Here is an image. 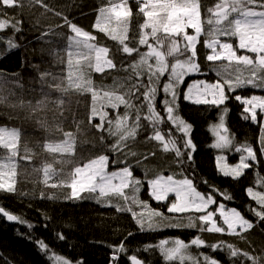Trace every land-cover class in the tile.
Returning <instances> with one entry per match:
<instances>
[{
	"label": "trees",
	"instance_id": "obj_1",
	"mask_svg": "<svg viewBox=\"0 0 264 264\" xmlns=\"http://www.w3.org/2000/svg\"><path fill=\"white\" fill-rule=\"evenodd\" d=\"M220 0H201L204 32L197 44L198 62L201 73L185 77V82L180 88L195 79L206 80L214 83L219 79L234 80L237 75L241 78H251V66H237L235 62L229 65L228 61L208 62L206 55L211 51L205 46V41L211 39L207 35L215 25H209L207 20L211 14L207 8H214ZM121 3V0H13L7 5L0 0V129H14L17 138L12 141L13 147L8 149L0 146V164L15 163L16 192L7 193L0 191V206L13 215H17L26 223L19 220L8 223L0 215V264H53L55 256H62L72 262L85 261V264H111V249L108 245L116 246L126 239L127 251L120 254L118 264H130L127 257L137 255L148 264H193V262L166 261L163 259L159 248L153 247L144 251L146 245H157L162 239L178 238L190 242L200 236L206 243L205 246H190L188 250L192 258L198 259L203 264L204 256H210L222 264H230L229 252L226 245L232 244L238 249L260 255L264 250V232L261 227L248 231L246 234L209 233L200 230L198 216L200 213L189 212L184 214L168 213L169 200L157 202L149 195L147 179L156 175H174L182 179L180 173L193 178L198 190L204 193L209 191L201 181L207 180L214 188L224 194L231 195L232 200H223L217 195L219 202H224L226 208L237 207L247 218L254 219L250 209L257 207L254 201L246 195L247 187L264 191V159L257 165L245 170V174L238 180L224 177L216 169L215 157L223 153L227 162H239L241 153L235 151L236 147L245 142H251L258 147L259 126L250 120L242 118V105L234 98L227 102L229 112L225 123L229 135L234 137V143L228 149H214L210 126L217 123L218 110L209 105H193L182 99L179 101L178 114L188 122L193 123L192 138L196 144L195 173L191 169L184 170L176 162L173 151L165 152L158 141H146L150 129L141 130L135 140L128 143L133 145L130 151L139 155L141 164L134 167L136 178L144 181L141 191L137 194L141 201L148 204L143 208L131 200L133 191L126 189L128 201L123 198L111 197L101 203L95 200H66L70 192L67 187H52L59 184L62 179L68 178V173L75 166L104 154L105 149L100 144L101 132L89 123L92 109L97 106L96 97L102 91L109 90L115 81L124 83L130 74L128 64L136 57H128L120 51L118 40H112L105 33L99 32L92 26L95 23L99 9L110 7L112 4ZM132 16L128 21L130 39H138L139 25L145 17L138 15L137 0H128ZM115 21V20H114ZM72 24L78 25L95 37L90 41L97 46L110 49L109 58L114 59L116 69L106 70L105 73H95V68L90 62H81L76 53V48L70 46V41L75 35L70 30ZM111 27L116 28L117 22L111 21ZM19 30V31H17ZM150 31V29L148 30ZM189 34L194 30L188 29ZM163 39L164 34L158 33ZM181 39V46L183 40ZM225 39V38H222ZM237 45L235 37H227ZM19 45L18 48L8 52V42ZM150 42L154 40L150 39ZM130 46H132L130 44ZM147 51L146 46L140 48ZM238 54L245 53L240 50ZM255 55V54H250ZM170 62H174L169 58ZM220 64L229 65L222 75L217 76L216 67ZM91 68H90V67ZM123 66V67H122ZM239 68V70H238ZM18 74V75H17ZM167 76L161 80V85ZM227 91V89H226ZM235 94L242 96L264 95V88H252L249 85L237 89ZM164 98L162 91L158 92L156 105L160 109V102ZM117 110L109 109V115L114 119ZM120 114L125 109L121 107ZM146 111V110H145ZM143 114V113H142ZM163 114V113H162ZM147 124L146 121H141ZM173 128V136L182 145V134L175 132L174 126L167 121L160 125V130L167 133ZM106 141L110 139L105 133ZM167 140V135H166ZM55 147V149H54ZM183 151V149L181 148ZM73 152L75 155H73ZM154 153V155H153ZM113 158L124 160L125 156L111 154ZM10 158V159H9ZM127 159L133 164L136 160ZM113 170L112 165L109 166ZM6 171V169H4ZM49 183L43 180L47 173L52 172ZM41 192L44 196L41 197ZM215 194V193H214ZM53 197V198H49ZM116 205L132 207L133 211L143 213L145 219L152 210L163 214L153 217L161 227L156 230L140 231L134 218L128 212H118ZM215 206H218L215 205ZM192 216L197 223L196 228L163 227L176 218ZM31 224L33 227L29 228ZM46 225V227H45ZM129 232L135 233L128 236ZM63 234L66 240H58L57 234ZM246 236V240L241 238ZM43 240L48 250L42 252L38 241ZM251 244V247L249 246ZM223 244L225 247L212 248L210 245ZM235 264H243L244 258H231Z\"/></svg>",
	"mask_w": 264,
	"mask_h": 264
},
{
	"label": "snow or ice",
	"instance_id": "obj_2",
	"mask_svg": "<svg viewBox=\"0 0 264 264\" xmlns=\"http://www.w3.org/2000/svg\"><path fill=\"white\" fill-rule=\"evenodd\" d=\"M137 5L138 15L142 14L145 17L143 23L139 25L138 39L129 37L128 21L132 16V10L128 0H121V3L112 4L110 7H101L92 26L112 40H118L123 54L136 58L128 64L130 74L127 75L124 83L117 80L109 90L102 91V94L96 97L97 106L91 110L89 123L98 121L92 125L101 132L99 139L101 146L105 149L104 154L89 158L86 162L75 166L68 173L66 180L62 179L59 184L51 185L70 189L65 197L66 200L92 199L101 203L111 197H117L128 201L129 197L125 194V190L131 189L132 202L147 208V202L141 201L137 195L144 181L136 178L133 172L134 167L140 166L139 155L143 154L138 155L130 151L133 145L128 143L130 140L134 141L139 132L145 129H150L146 141L160 142L165 152H174L176 162L182 169L185 171L191 169L194 174V153L196 152V144L192 138L194 124L178 114L181 96L183 101L193 105H209L217 108L219 123L210 127V131L216 137L215 142L210 145L214 149H228L234 143V137L229 135V129L225 123L229 112L227 102L230 99L234 98L242 105V118L245 121L250 120L259 126L258 147H254L251 142H245L235 148L237 153H241L238 163L228 164L224 155L215 157L216 169L222 176L238 180L245 174V170L253 167L250 161L258 165L260 160L264 159V95H232L237 89L246 85L254 89L264 88V0H220L214 8L206 9L211 17L215 18L207 20L209 25L214 24L215 27L207 33L211 39L205 41V46L211 51L206 55V61L226 60L229 65L235 62L237 66H251V78L245 79L237 75L234 80H225L223 83L219 79L214 83L202 79L194 80L187 84L183 92L180 86L184 84L185 77L201 73L197 54V44L204 31L201 0H179V2L178 0H137ZM234 13L237 15L230 19ZM113 19L117 22V28L110 26ZM188 29L194 30V34H189ZM0 30L4 29L0 28ZM70 30L75 34L70 41V46L75 47L78 52L81 49L87 50L86 53L94 61L95 73L103 74L106 70L117 68L114 59L109 58L108 47L90 43L95 40L90 32L75 24L70 26ZM161 32L164 34L163 39L158 35ZM219 37H235L238 43L234 47L232 42L221 41ZM180 38L183 40L182 46ZM150 39L154 42H150ZM142 46H146L147 51L142 52L140 50ZM18 47L19 45L11 40L8 42V52ZM240 50L255 55L253 57L250 54H238ZM3 55L4 53H0V58ZM169 58H172L174 62H170ZM229 65H218L217 76L222 75L223 70ZM0 76H3V73H0ZM165 76L167 81L161 85V80ZM160 91L163 92L164 98L160 102L161 110H158L156 100ZM121 107L125 109L123 114L118 111ZM109 109L117 110L114 119L109 115ZM142 120L147 124H142ZM165 121L174 126L175 132L182 134L180 138L182 145L178 146V141L173 136V128L170 127L167 133L160 130V125ZM105 133L110 138L107 141ZM14 137V132H0V146L11 149ZM111 154H116L117 157L124 155L125 159L113 158ZM73 155H75L74 152ZM127 157L135 159L136 164L133 165ZM110 164L113 170H109ZM15 167L14 162L8 165L0 164V191L16 192ZM52 174L53 171L47 173L46 179L43 180L44 184L49 183ZM180 175L183 176L182 179H175L174 175L170 174L156 175L155 178L146 180L149 195L155 201H167L169 194H174L175 198L167 208L168 213H200L198 216L200 230L209 233L246 234L264 225V191H255L253 187H247L246 195L257 205L250 209L254 219H249L237 207L226 208L224 202L218 203L216 199L217 195H221L223 200H232L231 195L218 192L207 180L201 183L208 187L209 191L201 192L194 184L193 178L184 175L183 171ZM40 195L43 197L44 193L41 192ZM217 204L218 206L211 210V206ZM116 208L118 212L130 213L140 231L156 230L161 227L160 223L152 219L153 217L163 218V214L158 211H150L145 219L143 213L133 211L130 206L116 205ZM0 215L6 217L7 221L19 220L21 223H26L2 206H0ZM217 217L224 226H221ZM28 227L31 228L33 225L29 224ZM163 227L196 228L197 223L192 216H188L187 223H184L183 218H176L164 223ZM261 231L264 232V227H261ZM134 234L129 232L127 235ZM56 238L61 241L66 240V237L59 233ZM241 238L246 240L245 235H241ZM126 239L119 245H108L111 249V264H118L120 254L126 253ZM205 243L200 236L190 241L191 245L197 247L205 246ZM168 244V239H162L158 245L144 246V251L157 247L164 260L172 261L179 257L183 261L189 244L178 238L172 241L173 246L167 247ZM38 245L42 252L48 250L43 240L38 241ZM249 246L251 247L250 243ZM210 247L216 249L225 246L220 244L210 245ZM226 248L229 252L230 264H235L231 258L240 256L244 258L243 264H264V250L260 255H254L249 251L241 252L232 244L226 245ZM54 258L56 264H73L62 256ZM188 258L193 259V264H201L198 259ZM127 259L130 264H148L137 255H131ZM5 264L8 262L5 261ZM75 264H85V261L77 260ZM203 264H222V262L205 255Z\"/></svg>",
	"mask_w": 264,
	"mask_h": 264
},
{
	"label": "rangeland",
	"instance_id": "obj_3",
	"mask_svg": "<svg viewBox=\"0 0 264 264\" xmlns=\"http://www.w3.org/2000/svg\"><path fill=\"white\" fill-rule=\"evenodd\" d=\"M3 2L5 3V4H7V5H10V4H12V2H13V0H3ZM178 2H179V0H178ZM237 14H232V17H230V19L231 18H234L235 16H236ZM112 22L114 23L115 21H114V19L112 20ZM117 28V27H116ZM204 32V31H203ZM202 32V33H203ZM201 33V34H202ZM192 34H194V31H193V33ZM222 38H225V39H222ZM227 37H219V39L221 40V41H226V40H228V39H226ZM228 41H230V42H232L233 43V41H231V40H228ZM91 43V42H90ZM237 43H238V41H237ZM96 45V44H95ZM234 45V44H233ZM80 52H78V50L76 49V53L78 54V58L80 59V61L81 62H83V63H85V62H90V64L94 67V61L90 58V56L86 53L87 52V50H85V49H81V50H79ZM254 57V56H253ZM154 62V61H153ZM90 67V66H89ZM91 68V67H90ZM95 68V67H94ZM195 80H200V79H195ZM166 81H167V79H166ZM192 81H194V80H192ZM191 81V82H192ZM190 82V83H191ZM182 87V85L180 86V88ZM186 88H187V85L185 86V88H184V90H186ZM217 123H219V121H217ZM213 124H216V123H213ZM212 124V125H213ZM211 127V126H210ZM14 132L15 133V137H14V139H13V141L17 138V131L16 130H14V129H7V128H4V129H0V132ZM211 134H212V137H213V140H212V144L215 142V140H216V137L213 135V133L211 132ZM54 149H55V147H54ZM217 155H224L223 153H219V154H217ZM225 156V155H224ZM228 163V162H227ZM228 164H230V163H228ZM236 164V163H235ZM230 165H233V164H230ZM110 170V169H109ZM175 179H178V178H175ZM255 191H259L258 189H254ZM174 194H169V198H168V200H169V203H168V206H169V204H170V202L172 201V200H174ZM217 206H215V205H212L211 206V210H214L215 208H216ZM217 220H218V222L221 224V226H224L223 224H222V221H220L219 220V217H217ZM226 227V226H225ZM174 239H177V238H170V239H168L169 240V244L167 245V247H171V246H173L172 245V241L174 240ZM185 243H187V244H189V247L190 246H193V245H191L190 244V242H186L185 241ZM158 245V244H157ZM188 247V248H189ZM188 248L185 250V259L183 260V261H181L180 259H179V257H177L176 259H174V260H177V261H179V262H193V259H189L188 257H192L191 256V253H190V251L188 250ZM160 251V250H159ZM66 259V258H65ZM194 259H196L195 257H194ZM54 262L55 263H53V264H56V261H55V259H54ZM73 264H75V262H73Z\"/></svg>",
	"mask_w": 264,
	"mask_h": 264
},
{
	"label": "water",
	"instance_id": "obj_4",
	"mask_svg": "<svg viewBox=\"0 0 264 264\" xmlns=\"http://www.w3.org/2000/svg\"><path fill=\"white\" fill-rule=\"evenodd\" d=\"M5 218V220L7 221V219H6V217H4ZM8 223H13L14 221H7Z\"/></svg>",
	"mask_w": 264,
	"mask_h": 264
}]
</instances>
